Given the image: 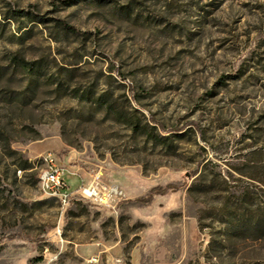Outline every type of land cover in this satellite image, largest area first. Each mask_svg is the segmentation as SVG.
Segmentation results:
<instances>
[{"label": "rangeland", "instance_id": "rangeland-1", "mask_svg": "<svg viewBox=\"0 0 264 264\" xmlns=\"http://www.w3.org/2000/svg\"><path fill=\"white\" fill-rule=\"evenodd\" d=\"M0 264H264V0H0Z\"/></svg>", "mask_w": 264, "mask_h": 264}, {"label": "built area", "instance_id": "built-area-1", "mask_svg": "<svg viewBox=\"0 0 264 264\" xmlns=\"http://www.w3.org/2000/svg\"><path fill=\"white\" fill-rule=\"evenodd\" d=\"M40 161V187L44 192L56 196L62 206L85 201L100 208L117 210L121 202L128 199L126 192L119 185L102 182L97 176L90 182L74 185L69 180L67 169L52 152L42 154Z\"/></svg>", "mask_w": 264, "mask_h": 264}]
</instances>
